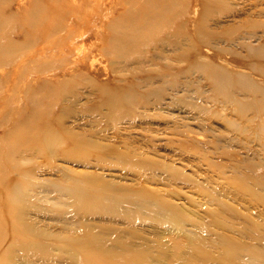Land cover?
I'll return each mask as SVG.
<instances>
[{
    "label": "rangeland",
    "instance_id": "1",
    "mask_svg": "<svg viewBox=\"0 0 264 264\" xmlns=\"http://www.w3.org/2000/svg\"><path fill=\"white\" fill-rule=\"evenodd\" d=\"M34 8L43 25L18 40L14 57L28 70L1 67L0 109L63 86L48 110L85 156L64 154L70 144L14 154L28 241L10 264H76L68 252L79 239L139 253V264H264V0H0L3 13ZM160 8L162 30L133 54H108L114 20L141 23ZM242 176L255 196L236 183ZM228 240L238 245L230 260Z\"/></svg>",
    "mask_w": 264,
    "mask_h": 264
},
{
    "label": "bare ground",
    "instance_id": "2",
    "mask_svg": "<svg viewBox=\"0 0 264 264\" xmlns=\"http://www.w3.org/2000/svg\"><path fill=\"white\" fill-rule=\"evenodd\" d=\"M20 9L17 11L5 10V13L0 11V69H2L1 67L9 69V66L15 64L14 67H16V70H14L15 68H13V66H11L10 70H14L12 72H15L16 74H21L22 72L25 73V71L28 70L27 67H24V64H22L24 61L23 56L21 57L22 60H15L14 58L16 51L19 49L17 46L18 40H20L21 37L29 36L31 29L35 26L43 25V12L41 10L38 8H34V11H31V9H29L30 11ZM160 10L161 11H156L155 13H147L143 11L144 13L140 17L141 23L136 21V18L132 16L130 18L129 16L126 18L119 17V19L114 20L109 25V34L106 35L104 39V42L108 46V54L110 52V54L120 55L122 57L133 54V52L138 49L137 47L139 44L145 42L144 40L146 37L152 36V34L157 30H162L166 24L164 14L162 15V9L160 8ZM135 13L137 14V12ZM72 23H74V21L68 24L70 25ZM67 42H70V40ZM74 42L73 44L75 46L76 43ZM41 45H39V48ZM74 48L76 50L77 47ZM78 49L76 51H78ZM41 50H43V48ZM40 53L42 52H39V55H41ZM77 53L78 52H76V54ZM27 55H29V53ZM29 57L27 56V58ZM17 68L20 70H17ZM262 69L264 71L263 67ZM5 86H8V84H5ZM35 92L36 90L28 91L24 97L23 103L21 104H12L9 101H4L3 103L1 100L3 105L2 109H0V264H10L13 257V250L25 247L26 241H28L25 237L23 224L17 218L20 214V196L14 192V189H18L17 186L22 185L24 182V178L22 176H18L20 175L19 171L21 172L24 169L17 168V165L14 164V154L21 152H34L35 154L37 153L41 156H48L49 152L59 150V148L61 149L63 144H70L72 145V150H64V154L73 157L77 155H84V151L81 150V144H77V142L72 139L71 135L65 134L61 130L60 119L57 115L52 114L48 110L49 107L54 106L58 102V98L61 95L60 93L64 92L63 86L56 90L54 96H48L47 98L43 97V99L39 98ZM125 93L124 97L126 96ZM134 99V97L132 98V96H129L127 101L130 105H132V101H134ZM6 100L10 99L6 98ZM24 102H31L33 104L34 107H32L31 111H24ZM42 102L43 105L41 104ZM35 103H37V105H35ZM121 103L119 102L120 106ZM111 109L112 111H116L119 108L116 104H114ZM16 170L18 173L15 172ZM245 177H238L236 183L243 189V191H250L255 196V192H252L245 182ZM155 199H157V203L160 204L159 207H161V209L167 210L166 219L175 225L181 222L183 216L179 213V211H177L174 207H170L167 204V201L162 198L155 197ZM98 207H100V205ZM220 222L221 220L219 219L214 220V224L216 226H218ZM200 230L204 231L203 225H200ZM189 242L195 248H193L194 251H201L200 248L202 242L199 238H189ZM225 243L226 246H223L222 248L224 253H222L227 255L229 257L228 260H230V257L236 254L238 245L233 240H228ZM173 244L175 246L178 243L174 241ZM71 245L72 248L68 252L69 257L76 264H139V262H142L145 259V256L139 253L134 254L131 251H126L122 254L113 253L110 252V250H107V248L104 249L100 246H95L94 243L81 239ZM178 246L179 244L176 245V247ZM249 257L256 258L257 255L254 252L251 253Z\"/></svg>",
    "mask_w": 264,
    "mask_h": 264
}]
</instances>
